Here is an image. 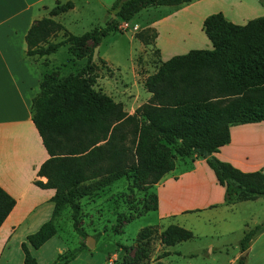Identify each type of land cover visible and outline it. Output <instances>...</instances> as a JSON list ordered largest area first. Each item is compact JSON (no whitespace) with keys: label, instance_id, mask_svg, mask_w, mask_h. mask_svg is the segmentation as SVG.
<instances>
[{"label":"trees","instance_id":"trees-1","mask_svg":"<svg viewBox=\"0 0 264 264\" xmlns=\"http://www.w3.org/2000/svg\"><path fill=\"white\" fill-rule=\"evenodd\" d=\"M186 1L113 0L106 9L113 13H109L102 25L74 34L51 17L70 8L72 1L55 0L49 15L35 19L24 34L26 56L47 55L64 43L71 54L86 55L84 63L74 72L63 76L42 72L38 91L31 98V119L49 155L37 170V174L44 175L46 180L34 179L33 182L54 188L51 195L53 215L68 204L71 224L82 236L87 233L78 224V197L88 192V186L82 182L104 175L105 180L119 175L126 177L130 172L135 174L147 168L146 156L154 145L159 144L158 140L174 144L173 150L179 155L203 157L217 182L223 186L225 202L264 195V164L258 169L243 171L212 153L228 140L229 124L264 118V13L242 24L226 19L221 11L205 15L201 29L212 48L191 49L161 62L153 79L145 81L149 97L132 113H127L119 101L94 89L97 65L91 54L103 36L119 31L120 21L129 20L147 5H175ZM259 1L264 6V0ZM54 28H61L65 35L49 40L48 34ZM155 50L158 54V49ZM180 56L187 58V65L182 59H174ZM181 60L182 63H178ZM257 88L262 91V98L252 95ZM224 97L229 98L227 107L221 105ZM243 98L252 104L256 101L258 105L242 110L228 107ZM55 111L62 112L67 118L66 123L72 127L70 133L58 131L52 134L48 115ZM172 167L168 158L167 164L151 181L156 182ZM13 202V197L0 186V223ZM155 207L156 195L153 193L151 204L145 208ZM115 217L118 224L132 215L120 211ZM258 226L255 224L243 232L239 239L241 250L248 246ZM149 232L150 228L146 226L138 230L134 252L131 257L122 259L124 264H150L152 240ZM54 233V223L48 219L26 234V239L37 247ZM191 234L181 225L169 224L159 238L169 245L187 239ZM20 248L23 264H37L25 241L20 242ZM85 248V243H79L66 249L58 253L51 264H65ZM167 253L163 250L158 257ZM243 262L244 257L239 256L235 264Z\"/></svg>","mask_w":264,"mask_h":264},{"label":"crops","instance_id":"crops-1","mask_svg":"<svg viewBox=\"0 0 264 264\" xmlns=\"http://www.w3.org/2000/svg\"><path fill=\"white\" fill-rule=\"evenodd\" d=\"M71 1V8L51 17L62 23V16L75 10L78 3L90 2ZM95 1L106 11L113 0ZM54 2L55 0H0V186L14 199L12 207L0 223V264H23L21 241L26 242L37 264H45L40 256L48 242H62L55 233L58 221L64 214L53 215L51 195L54 188L41 187L33 182L34 179L43 182L46 180L44 175L37 174V170L49 155L31 119V98L38 91L41 73L47 63H51L57 50L40 57L24 55L26 30L35 19L48 15L44 14V10ZM162 6H166L163 7L166 11L149 23L155 29L153 43L158 49L160 61L185 54L191 49H211L212 45L201 29L202 19L208 13L221 11L226 19L237 24L264 13V6L259 0H217L213 8H208L207 0H188L175 6ZM179 10H187L189 13L183 23H165ZM165 24L170 26V31L164 30ZM39 58L43 60L42 63ZM96 72L97 87L115 101L121 102L127 113L132 112L134 107L150 95L140 83L145 93L139 96V100L135 97V103L132 104L131 93L120 88L121 92L118 93L119 89L111 77L98 72V69ZM228 133V140L213 151V155L243 171L258 169L264 164V118L231 123L228 125ZM154 193L157 219L190 212L203 216L209 222L217 209L235 203L224 201L223 186L217 182L203 157L184 156L179 159L170 171L165 172L154 183ZM258 196L264 195L256 197ZM48 219L54 223L55 233L37 247L32 246L27 241L26 234L35 231ZM263 229L262 224L252 237ZM78 240H81L80 235ZM62 243L56 246L55 251L60 253L65 249ZM157 260L160 261V257ZM70 262L69 260L65 264Z\"/></svg>","mask_w":264,"mask_h":264},{"label":"rangeland","instance_id":"rangeland-1","mask_svg":"<svg viewBox=\"0 0 264 264\" xmlns=\"http://www.w3.org/2000/svg\"><path fill=\"white\" fill-rule=\"evenodd\" d=\"M207 1L208 8H213L217 4V0ZM54 4L55 2L51 5L48 4L44 14L49 15V10ZM162 5L175 6L179 4L147 5L134 13L129 20L120 21V30L106 34L98 43L99 46L97 44L93 61L97 65L98 72L111 77L117 86L116 88L131 93L132 104L135 103L133 101L135 97L138 99L145 93L140 83L145 87V81L153 79L161 62H163L160 61L155 50L156 47L152 43L155 29L152 25L149 26L151 21L163 14L161 12L166 11L163 8L166 6ZM68 9L58 13H63ZM109 13L112 14L113 10H109ZM109 13L105 9H101L99 2L90 0L89 4L78 3L75 10L62 16L61 22L70 32L79 34L84 30L102 25ZM188 14L187 10H179L174 16H170L165 23L168 22L169 24L171 21L183 23ZM149 17H151L150 20H146ZM164 30L170 31V26L166 25ZM65 33L61 28H54L50 30L48 39L57 40ZM143 41L148 43H143ZM53 55L54 58L50 64L47 63L43 72H52L57 76L74 72L86 59V55L71 54L67 43L60 45ZM99 55L104 58L99 57ZM39 59L42 63L43 60ZM174 59H182L185 61L184 65H187V58L184 59L180 56ZM182 60L178 63H182ZM95 84L94 89L96 91L105 93L97 87V83ZM120 89L118 93L121 92ZM261 92L257 88L251 93L262 98ZM227 99L229 98L224 97L222 99L221 105L224 107H227ZM120 104L123 108V104L121 102ZM230 104H228L230 105L229 108H239V110L252 109L251 105H258L256 101H253L252 104L247 98ZM48 117L53 135L58 131L71 132L72 127L66 123L67 118L62 112H52ZM158 142L159 144L154 145L146 156L147 168L140 169L135 174L130 172L129 176L126 177L119 175L105 180L104 175L82 182L88 186V192L78 197L80 207L78 224L86 231V235L96 234L97 236L96 238L93 237V246L87 247L85 245L86 248L81 249L70 260V264H124L122 259L131 257L134 252L135 237L138 230L145 226L150 228L149 235L152 240L148 258L150 264H235L237 258L242 256L243 250L239 247V239L243 232L255 224H259V226L263 224L264 226V196L235 200V203L229 207L217 209V212L211 217L212 221L209 222L203 216L190 212L157 219L154 209L145 208L151 204L154 193L155 182L151 180L154 174L167 164L168 158L174 167L179 159L186 156L176 153L173 150L174 144H168L163 140H158ZM162 157L163 159H160ZM60 211L64 216L58 221L55 234L65 245L64 250L78 245V241L84 243L86 235H80L69 220L70 208L68 204L65 203ZM120 211L127 215L129 213L132 218L117 224L115 214ZM169 224L181 225L190 230L192 234L187 239L166 245L159 236ZM79 235L81 240H78ZM251 238L246 247L247 252L242 256L244 257L243 264H264V229ZM61 243L56 240L48 242L43 255L40 256L42 262L49 264L54 261L59 253L55 251V248ZM122 245H126V247ZM164 249L169 250V252L160 256V261L157 260L158 255Z\"/></svg>","mask_w":264,"mask_h":264},{"label":"water","instance_id":"water-1","mask_svg":"<svg viewBox=\"0 0 264 264\" xmlns=\"http://www.w3.org/2000/svg\"><path fill=\"white\" fill-rule=\"evenodd\" d=\"M97 51V45H95L92 49V54H91V58L93 59L95 57ZM84 243L87 247H92L94 244V238L92 235H86L85 236V240ZM247 252V248L243 250V252L241 253L242 256H244Z\"/></svg>","mask_w":264,"mask_h":264}]
</instances>
